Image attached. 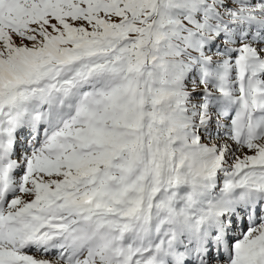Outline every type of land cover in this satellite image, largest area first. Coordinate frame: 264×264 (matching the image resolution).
Segmentation results:
<instances>
[{
  "label": "snow or ice",
  "instance_id": "1",
  "mask_svg": "<svg viewBox=\"0 0 264 264\" xmlns=\"http://www.w3.org/2000/svg\"><path fill=\"white\" fill-rule=\"evenodd\" d=\"M0 264H264V0H0Z\"/></svg>",
  "mask_w": 264,
  "mask_h": 264
},
{
  "label": "rangeland",
  "instance_id": "2",
  "mask_svg": "<svg viewBox=\"0 0 264 264\" xmlns=\"http://www.w3.org/2000/svg\"><path fill=\"white\" fill-rule=\"evenodd\" d=\"M25 147H27V145Z\"/></svg>",
  "mask_w": 264,
  "mask_h": 264
}]
</instances>
